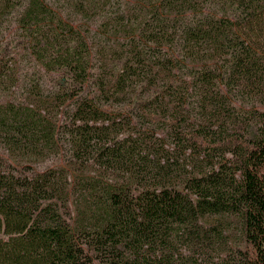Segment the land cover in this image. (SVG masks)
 <instances>
[{"label":"trees","instance_id":"1","mask_svg":"<svg viewBox=\"0 0 264 264\" xmlns=\"http://www.w3.org/2000/svg\"><path fill=\"white\" fill-rule=\"evenodd\" d=\"M0 33L6 157L56 154L62 133L78 165L70 178L0 156V264H172L181 248L182 264H264V0H0ZM94 38L131 53L96 59ZM22 57L76 96L59 127L44 101L13 95ZM88 83L93 95H79ZM137 91L190 159L178 184L155 176L149 149L104 109ZM173 102L191 117H169ZM232 216L252 258L229 244Z\"/></svg>","mask_w":264,"mask_h":264},{"label":"rangeland","instance_id":"2","mask_svg":"<svg viewBox=\"0 0 264 264\" xmlns=\"http://www.w3.org/2000/svg\"><path fill=\"white\" fill-rule=\"evenodd\" d=\"M75 20L73 21L76 22ZM91 28L95 29V26L91 25ZM6 33L7 31H5V34ZM1 38L2 37L0 33V39ZM6 38L10 39V37L8 36H6ZM91 41L92 52L96 54V59L99 58L98 55L100 50H106V54H109V51L111 52V54H113V52H115L114 50H116V52H121L122 50H124L122 52L129 54L131 53V49L124 47L127 42L123 39L117 40L114 38H109V42L113 45V47H109V45L104 44V50L99 49L103 44L99 42L98 38L91 39ZM103 55L104 54H102L101 56L103 57ZM101 56L99 59L100 61H96L98 62L99 66L103 67L108 65L109 67H112L114 69L115 73H117L118 64L116 62L110 61L109 59H106L107 56L106 58H101ZM20 64L21 67L19 69V72H22V74L25 75L23 77V79L25 80H20V85L16 93H14L13 95L18 98V102L23 99L24 102L37 105L39 101H44V104L47 108L45 109L47 113L46 115L48 116V118L51 119V122H56L59 127L58 122H60L61 119V111L65 110V108L69 105L72 106V104L74 103L73 100L76 99V96H74L72 99H70L71 97L68 96V93L71 90L70 86L66 85V82L62 80L61 74L54 72L44 73L42 69L38 70V66L32 63V61L26 57L21 58ZM141 69H143V67H141ZM94 89L95 86L92 83H88L86 86H84V90L79 92V95L91 96L93 95ZM144 96L145 95H141L140 92L137 91L136 94L133 93L126 95L122 99L123 102L113 101L112 105H108L104 107V109L110 110V117L117 116L116 118L120 119L119 122L123 124V128H125L122 134H130L128 135V137L130 138L129 141H131L135 136L137 138L139 137V139L142 140V147H140V145H137V149L139 151H141V149L143 150L144 146L149 149L150 153H148V159H152L149 162V165L152 166L155 164V172L153 171L155 173V176H162L163 178L170 179L171 182L178 184V182H180L182 176L186 172L184 171V166H186L190 159L186 157L185 153H181V148L176 147L173 150L174 145L177 144L176 140L173 139V137H171L170 135H165L163 126V124L165 123L163 121L158 122L156 124L154 117L149 118L147 115L144 114L145 109L144 106L141 105V100L144 98ZM117 104H119V106H121V108L123 109L121 115H113V110L118 106ZM58 105H60V107H58ZM146 106V111H155V101L153 103H147ZM170 106L174 110V113H169V117L178 116L182 119L190 114L188 112V108L190 105H187V103H184L182 106L179 103L173 102ZM258 107L262 108L260 106ZM63 112L62 114L65 115V113ZM56 137L58 139V147H56L58 152H56V154H54V151L56 150L55 149L45 157H43V154L41 157L40 153L32 155L28 159L18 157L15 162L12 161L11 158L6 157V154L8 153L3 148L2 141H0V156H3L6 160L12 162V164H17L19 166H31L36 170H42L45 168L66 167L68 171V176L72 178L74 175L73 168H77L78 165L75 164L72 167L68 165L71 164L70 162H73V160H70L68 157L69 136L63 135L62 133H58ZM89 154L90 153L86 152L80 156L82 159H84L88 157ZM167 158L170 161V166L169 163H165L166 168L161 171L160 169H158V160L159 164H163V162H165ZM73 159L76 161L77 158ZM156 182L157 181L155 180V184ZM214 220L216 219L211 217H206L205 219H203V221L207 223H211ZM229 221L231 224L229 231H227V234L229 236L228 241L230 246H232L233 250L235 251H237V248H240L241 252L246 253L248 255V258H252L254 256V250L252 248V245L250 243L240 241L239 239L237 218L235 216H232L229 218ZM185 254L186 251L184 248H181L178 252L175 251L172 259V264H182L181 260L183 259V257H185ZM225 256L227 255H224V257ZM232 258L233 256L230 255L226 259L231 260Z\"/></svg>","mask_w":264,"mask_h":264}]
</instances>
